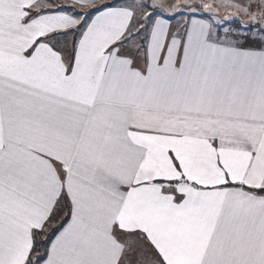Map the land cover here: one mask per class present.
I'll return each mask as SVG.
<instances>
[{
  "label": "snow or ice",
  "instance_id": "6c2138e0",
  "mask_svg": "<svg viewBox=\"0 0 264 264\" xmlns=\"http://www.w3.org/2000/svg\"><path fill=\"white\" fill-rule=\"evenodd\" d=\"M0 264H264V0H0Z\"/></svg>",
  "mask_w": 264,
  "mask_h": 264
}]
</instances>
